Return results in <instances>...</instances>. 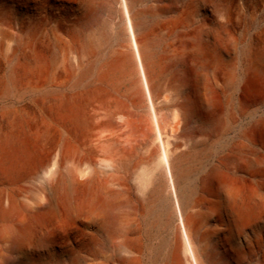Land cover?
<instances>
[{"label": "bare ground", "instance_id": "1", "mask_svg": "<svg viewBox=\"0 0 264 264\" xmlns=\"http://www.w3.org/2000/svg\"><path fill=\"white\" fill-rule=\"evenodd\" d=\"M111 2L0 30V264H264V116L225 139L264 93V26L239 81V3Z\"/></svg>", "mask_w": 264, "mask_h": 264}, {"label": "rangeland", "instance_id": "2", "mask_svg": "<svg viewBox=\"0 0 264 264\" xmlns=\"http://www.w3.org/2000/svg\"><path fill=\"white\" fill-rule=\"evenodd\" d=\"M50 1L51 0H0V30H6V28H9L10 26H15V27H21L26 33H29L35 27L43 26L46 21V17L52 11L49 6ZM99 1L105 5V10L103 11V17L106 18L108 17L107 15H111L113 13V11L111 12V9L113 7V3L111 2V0H99ZM149 1L151 2L153 0H138V8L144 9L145 6L149 4ZM184 1L195 2L198 0H184ZM231 1H233L234 3H239L243 8L242 10L245 13L244 15H246L242 27L237 31V39L239 40V44L237 48L238 58H239L237 72H238V79L239 81H241L244 77L243 69H244L245 59L249 50L250 38L257 29L262 28L264 26V0H231ZM252 6H254L256 9V13H255L256 18L253 22L250 21L248 15V11ZM152 20L153 19H150L149 21ZM32 96L33 95H26L24 97V100L29 101L30 98H33ZM234 108L235 110L240 108L242 110L249 109L251 111H254L255 115L251 117L248 114H242V116L239 119V122L237 123L236 128L232 129L230 134L225 138L226 141L233 140L236 137L238 128L245 127L246 125H248V123L251 120L264 116V93L258 94L256 98H251L248 104L242 105L239 103L234 105ZM213 150H215V148L213 146L208 145L205 151L211 152ZM198 180H199L198 174L194 173L193 176L189 179L187 186L193 189L198 184ZM150 233L151 235L147 238V245H148L147 256L149 261L153 260L155 256V252L153 250V244L157 243L159 237L165 235L167 231L164 232L163 230H159V231L150 230Z\"/></svg>", "mask_w": 264, "mask_h": 264}]
</instances>
